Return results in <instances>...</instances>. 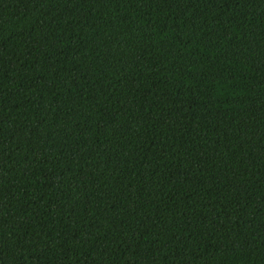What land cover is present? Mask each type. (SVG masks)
Returning <instances> with one entry per match:
<instances>
[{
  "label": "trees",
  "instance_id": "trees-1",
  "mask_svg": "<svg viewBox=\"0 0 264 264\" xmlns=\"http://www.w3.org/2000/svg\"><path fill=\"white\" fill-rule=\"evenodd\" d=\"M0 264H264V0H0Z\"/></svg>",
  "mask_w": 264,
  "mask_h": 264
}]
</instances>
